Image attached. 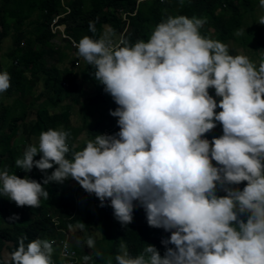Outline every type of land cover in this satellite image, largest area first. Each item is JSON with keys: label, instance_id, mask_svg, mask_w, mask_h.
<instances>
[{"label": "clouds", "instance_id": "9594fccd", "mask_svg": "<svg viewBox=\"0 0 264 264\" xmlns=\"http://www.w3.org/2000/svg\"><path fill=\"white\" fill-rule=\"evenodd\" d=\"M259 2L264 8V0ZM205 23L206 18L169 15L147 42L134 44L123 39L128 25L118 38L121 45L108 36L81 38L78 55L95 68L94 79L118 105L109 114L118 118L119 132L98 134L71 159L69 131L41 132L15 166L26 173L33 167L55 170L41 183L4 168L0 194L17 206L39 208L42 198L49 199L44 185L71 178L101 206L109 200L122 225L132 222L138 204L150 227L171 233L161 240L163 255L147 244L133 257L121 239L115 264H264V60L257 65L245 55L233 56L226 44L201 34ZM258 23L264 24V16ZM89 30L95 31L91 22ZM10 80L0 72V93ZM217 123L223 134L209 140L206 134ZM25 240L19 238L10 264H79L78 247L64 237ZM85 244L96 249L91 236ZM63 245L75 253L73 259L62 256ZM95 256L103 253L96 250ZM82 259L88 264L91 258Z\"/></svg>", "mask_w": 264, "mask_h": 264}, {"label": "trees", "instance_id": "16d2710c", "mask_svg": "<svg viewBox=\"0 0 264 264\" xmlns=\"http://www.w3.org/2000/svg\"><path fill=\"white\" fill-rule=\"evenodd\" d=\"M258 3L259 0H184L181 5L180 0H67L64 6L69 11L58 20V24L63 27L64 34L76 44L85 36L94 40L102 38L104 27L109 29L111 42L117 44L119 36L128 25L123 39L134 44L141 39L147 42L155 25L169 15H185L189 18L196 16L206 18L201 29L202 35L229 41L235 38L237 30L243 26L244 18L251 14ZM61 4V0H0V72L6 71L11 77L9 89L0 93V170L7 168L10 174L14 173L20 178L27 176L41 183L46 174L51 175L55 170V165L46 170V173L35 167L26 173L15 166L16 159L22 157L28 145L38 144L41 132L50 128H63L75 138L78 133L85 131L87 138L84 144H69L68 158L71 159L72 152L82 150L87 140H93L98 134L106 132L107 135H113L120 130L118 118L109 114L118 105L105 93L104 86L94 79L95 68L84 61L83 67L75 74L74 64L77 60H71L69 51H66L71 44L65 40V47L49 46V41L55 37L50 29L52 19L66 12ZM90 22L95 31L89 30ZM258 35L256 49L262 52V61L264 29L259 30ZM6 38L10 39V47L7 53L2 54L1 45ZM1 56L6 60L5 64L1 61ZM77 57L79 59L81 56ZM78 79L99 87L96 95L82 104L83 125L74 128L70 123L71 105L82 102L84 98ZM65 81L69 83L67 88L63 86ZM38 87L41 91L31 100L32 104L28 103V98H32ZM209 94L215 97V90L209 89ZM6 99H11V102L4 103ZM66 100L68 105L59 107ZM91 106L100 111V117L93 126H88L86 120ZM32 111L34 118L29 121V113ZM216 111L221 109L217 108ZM222 134V126L217 123V127L207 133L206 137L211 140ZM39 158V154L34 157L37 160ZM74 181L69 178L63 183L50 182L44 185L49 199L42 198L39 208L17 206L0 194V264H10V254L18 247L20 237H27L26 244L37 238L59 240L63 239V231L67 227L75 229L74 235L80 241L77 243L86 248L85 240L89 236L99 243L108 241L107 244L102 243L106 245L103 258H97V249H91V260L94 259L95 264L98 261L106 264L109 257L115 264L114 257L119 252L121 239L126 242L133 257L141 254L147 244L155 246L163 255L165 247L161 240L169 238L171 233L162 228L150 227L144 209L136 202L132 222L122 225L115 218L109 200L101 206V201L94 193L73 191L71 183ZM245 185L246 182H242L238 187L243 190ZM217 195L223 196L225 192L218 190ZM87 205H94L99 213L108 215L109 219L101 217L96 221L97 225L94 219L89 225L75 221L73 215L79 209H86ZM12 217L17 219L13 220ZM83 218L88 217L83 215L80 220ZM242 218L246 220V216ZM82 223L83 228L80 227ZM97 246L100 248V244ZM54 257L55 254L52 258ZM80 258L83 256L80 255Z\"/></svg>", "mask_w": 264, "mask_h": 264}, {"label": "rangeland", "instance_id": "374dc122", "mask_svg": "<svg viewBox=\"0 0 264 264\" xmlns=\"http://www.w3.org/2000/svg\"><path fill=\"white\" fill-rule=\"evenodd\" d=\"M66 1L67 0H61V2H62L61 7H62V5L66 4ZM122 15H123V17L125 16L124 13H122ZM261 16H264V8H262L260 6V2H259L256 5L255 9L251 12V14H249V15L247 14L246 17L244 18V23H243V26L241 28V29L245 30L244 34L241 36H237L235 34V38L233 40L220 41V42H222L228 46L230 54H232L233 56L245 55L253 63H255L257 65L261 62V59H260L261 55L260 54L262 53L260 51V49H259L260 52L258 51V49H256V47L258 46V43H259L258 31L261 29H264V24L258 23V20ZM108 30H109L108 27H104V29L102 31V37L108 36L110 38V34H109ZM55 38L56 39L49 41L50 47L51 46L52 47L55 46L54 48H57L60 46L65 47L64 44H66L65 43L66 39H60L59 37H55ZM210 39L216 40L213 37H211ZM217 41H219V40H217ZM66 42L71 44V47L69 49H66V51H69L70 59L71 60H77V63H78V64H74L75 68H76L75 69V74H76L79 71V69H81L83 67L85 60L82 57L77 59L78 58L77 56H79L78 55V48L73 47L74 44L71 43V41L66 40ZM249 42L251 44H248ZM247 44L250 46H248ZM9 47H10V39L6 38L2 42L1 53L2 54L7 53ZM39 48L41 49V47H39ZM1 61L4 64L6 63V60L3 58V56H1ZM68 62H69V60H68ZM78 82L82 85L83 92H84V98L82 99V102H80L78 104L71 105L72 108H71V117H70L71 121H70V123H71V126L74 128H79L83 125L84 120H83V105L82 104L85 103V101H87L90 97L95 96L97 91H98V87H99V86H95V85H92L90 83L84 82L81 79H78ZM63 86L65 88H67L69 86V83L67 81H65ZM40 91H41L40 87L35 89L33 94H32V98H28V103L32 104L31 100L34 99V97H37V95L39 94ZM219 99L220 98L217 97V101H219ZM10 102H11V99L4 100V103H10ZM66 105H68V100L61 103L59 105V107H64ZM33 111L31 113H29V116H30L28 118L29 121H31L32 118H34ZM99 113H100V111H98L97 108H94L93 106L90 107V110H88V119L86 120L88 126H93V123L96 122L97 119L100 117ZM86 131H87V128H86ZM86 138H87V136H86L85 131H82V132L78 133L75 138L70 136L68 138V144H71L73 142L75 144L79 143L80 145H82L85 143ZM87 141H89V140H87ZM23 172H25V171H23ZM27 175H29V174H27ZM71 186L73 187L72 188L73 191H78L79 193L84 192L86 194H89L76 181L72 182ZM79 210H80L79 212H76L74 214V220L77 222L82 221L85 225H89V223L91 222L92 219H94V221L97 225L98 222H96V221L99 220V218L106 216V215H102L101 213H99L98 209L94 208V205H92V206L87 205L86 209H79ZM83 215H86V217H88V218H83L82 220H80L83 217ZM64 229H65L64 234H63L64 240L67 239L72 245L74 244L75 246H77L78 247V253H80V255H82V256L88 255L91 258L93 251L91 249H88V248L82 246L81 244L77 243V241L79 239L76 237V235H74L75 229L71 228V227H67ZM107 242L108 241H105L104 243L107 244ZM98 244H100V248H99V246H97ZM105 247H106V245H103L102 243L96 242V249L101 251L103 253V256L106 254V248ZM93 262L95 264V260L90 259L88 264H93ZM79 264H84V261L82 258L79 259ZM98 264H100L99 261H98Z\"/></svg>", "mask_w": 264, "mask_h": 264}, {"label": "built area", "instance_id": "2783aa9c", "mask_svg": "<svg viewBox=\"0 0 264 264\" xmlns=\"http://www.w3.org/2000/svg\"><path fill=\"white\" fill-rule=\"evenodd\" d=\"M65 10H66V12L65 13H61V14H59V15H56L53 19H52V21H51V24H50V29H51V32L53 33V34H55V36H57V32H60V35L58 34V36H60L61 38H67V36L64 34V29H63V27L62 26H60L59 24H58V20L60 19V18H62L69 10L68 9H66V8H64ZM62 27V28H61ZM63 32V33H62ZM123 41L121 40L118 44H116V45H114L113 43V45L114 46H117V45H121V43H122ZM73 44H74V46H77V44H75L74 42H73ZM76 64H78V63H76ZM62 256L65 258V257H67V258H71V259H73L74 258V256H75V253L74 252H71L70 250H68L66 247H64V245H63V247H62ZM71 263V262H70Z\"/></svg>", "mask_w": 264, "mask_h": 264}]
</instances>
